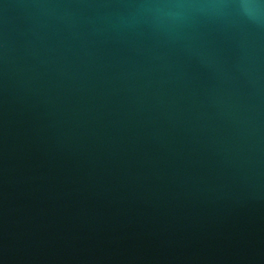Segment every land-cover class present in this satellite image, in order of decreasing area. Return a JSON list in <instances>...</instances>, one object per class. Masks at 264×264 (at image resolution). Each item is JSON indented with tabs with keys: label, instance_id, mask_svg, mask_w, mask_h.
I'll list each match as a JSON object with an SVG mask.
<instances>
[{
	"label": "water",
	"instance_id": "obj_1",
	"mask_svg": "<svg viewBox=\"0 0 264 264\" xmlns=\"http://www.w3.org/2000/svg\"><path fill=\"white\" fill-rule=\"evenodd\" d=\"M0 264H264V0H0Z\"/></svg>",
	"mask_w": 264,
	"mask_h": 264
}]
</instances>
